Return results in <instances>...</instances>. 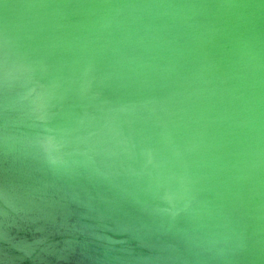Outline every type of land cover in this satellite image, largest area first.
I'll list each match as a JSON object with an SVG mask.
<instances>
[{
	"label": "water",
	"instance_id": "obj_1",
	"mask_svg": "<svg viewBox=\"0 0 264 264\" xmlns=\"http://www.w3.org/2000/svg\"><path fill=\"white\" fill-rule=\"evenodd\" d=\"M0 264H264V0H0Z\"/></svg>",
	"mask_w": 264,
	"mask_h": 264
}]
</instances>
